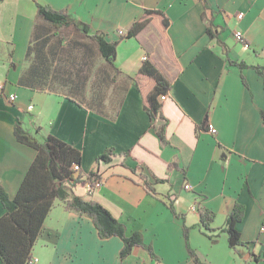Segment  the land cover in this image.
Returning <instances> with one entry per match:
<instances>
[{"label":"crops","instance_id":"crops-1","mask_svg":"<svg viewBox=\"0 0 264 264\" xmlns=\"http://www.w3.org/2000/svg\"><path fill=\"white\" fill-rule=\"evenodd\" d=\"M38 1L119 39L120 72L90 38L50 29L35 1L0 0V186L14 197L36 156L15 134L16 122L26 124L31 115L29 128L71 143L82 152V171L102 175L92 193L84 182L75 193L100 202L128 235L139 231L145 245L122 259L119 236L102 238L89 216L56 200L32 249L38 264H199L185 226L204 262L264 264V77L254 67L264 66V0H210L215 32L245 67L231 63L209 36L201 0ZM146 9L163 11L170 23L153 14L136 37L120 40L119 31ZM144 56L171 83L155 124L145 108L155 81L139 72ZM110 148L117 154L98 165ZM237 202L245 206L237 224L245 244L234 249L224 228ZM200 207L215 213V241L201 224Z\"/></svg>","mask_w":264,"mask_h":264},{"label":"trees","instance_id":"trees-1","mask_svg":"<svg viewBox=\"0 0 264 264\" xmlns=\"http://www.w3.org/2000/svg\"><path fill=\"white\" fill-rule=\"evenodd\" d=\"M33 1L36 2L38 8V18L47 23L50 29L54 31L74 29L90 38L96 43L101 55L113 65L115 71L120 72L115 64L119 39L115 41L108 40L105 32L94 30L89 23L76 18L67 9H55L49 4H43L38 0ZM201 1L209 20V36L212 39L216 38L224 46L231 63L245 67V62L231 59L227 47L215 32V27H213L215 11L210 0ZM153 14L163 16L165 25L170 23L169 18L163 11L146 9L144 16L135 20L121 34L120 40L136 37L151 21ZM37 33L38 24L35 27L34 37L37 36ZM244 42L247 41L244 40ZM254 67L264 77V66L258 64ZM139 72L153 78L155 81L154 87L146 96L145 103L151 122L155 124L161 110L159 96L170 90L171 83L154 64L148 61V58L143 60ZM163 131V127L160 128L159 134L161 137H163ZM15 134L20 142L32 146L37 153L14 197H10L0 186V201L5 208V213L0 217V258L4 264H26L32 255V249L42 231L44 221L56 200L63 202L67 210L89 216L102 238L119 236L124 242L120 252L122 259L131 254L133 247L145 246L139 231L128 235L125 225L108 208L91 197L75 193L74 188L82 182L90 186V193L97 187L98 182L102 183V175L97 170L84 173L82 169L80 171L74 169L75 164L80 166L82 164L80 149L53 134L42 137L40 136L39 127H26L20 120L16 122ZM116 154L114 148L107 149L97 157L96 163L99 165L101 162H109L112 160V156ZM123 154L128 156L129 152ZM142 177L146 186L151 188L148 177L144 174H142ZM160 181L162 180L156 179V182ZM198 210L205 232L215 241L218 236V234L213 233L216 229L212 227L215 213L201 207ZM244 213L245 206L237 202L228 215L226 227L224 228L229 234V244L234 249L245 244L237 227V224L243 219ZM189 230L190 228L185 226L184 236L190 256L199 264H209L202 261L190 245ZM148 250L154 255L150 246H148Z\"/></svg>","mask_w":264,"mask_h":264},{"label":"built area","instance_id":"built-area-1","mask_svg":"<svg viewBox=\"0 0 264 264\" xmlns=\"http://www.w3.org/2000/svg\"><path fill=\"white\" fill-rule=\"evenodd\" d=\"M242 16H243L242 13H239V14H238V18H241ZM119 32H120V34H123V33H124V30H120ZM236 36H237V38H241V37H242V35H241L240 32H236ZM143 59H144V60L147 59V56H144ZM2 90H3V86L0 85V91H2ZM16 97H17L16 94H10V95L8 96V98H9L11 101H14V100L16 99ZM167 98H168V93L161 94V95L159 96V99H160L161 101L166 100ZM29 108H32V105H30ZM208 129H209L210 132H212L213 134H216V132H217V129H216V127H215L213 124H209V125H208ZM74 169H75L76 171H80L81 166H80L79 164H75V165H74ZM86 185L88 186V189H89L90 186H89L88 184H86ZM100 185H101V182H98V183H97V187L100 186ZM185 188H186V189H191V188H192V185L189 184V183H186V184H185ZM38 262H39V257H38V256H35V255H31L30 258L27 260L26 264H38Z\"/></svg>","mask_w":264,"mask_h":264},{"label":"rangeland","instance_id":"rangeland-1","mask_svg":"<svg viewBox=\"0 0 264 264\" xmlns=\"http://www.w3.org/2000/svg\"><path fill=\"white\" fill-rule=\"evenodd\" d=\"M31 117V115H27L26 119H25V122L26 124H29V118ZM24 124L26 127H28V125Z\"/></svg>","mask_w":264,"mask_h":264}]
</instances>
